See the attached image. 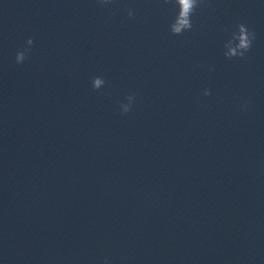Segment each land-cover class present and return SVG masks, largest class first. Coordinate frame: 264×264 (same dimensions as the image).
Listing matches in <instances>:
<instances>
[{"label":"water","instance_id":"water-1","mask_svg":"<svg viewBox=\"0 0 264 264\" xmlns=\"http://www.w3.org/2000/svg\"><path fill=\"white\" fill-rule=\"evenodd\" d=\"M180 12L0 0V264H264V0Z\"/></svg>","mask_w":264,"mask_h":264},{"label":"clouds","instance_id":"clouds-1","mask_svg":"<svg viewBox=\"0 0 264 264\" xmlns=\"http://www.w3.org/2000/svg\"><path fill=\"white\" fill-rule=\"evenodd\" d=\"M197 0H178L181 8L180 15L177 21L172 25L173 34H180L182 30H188L191 27L190 16L193 9L196 7ZM233 39L237 42L235 47H229L226 53L229 57L243 56L252 46V35L249 31L241 25L238 29V35H234ZM17 63H22L24 60V53H19L16 57ZM94 88H99L103 85V81L99 78L92 82ZM128 107L124 106L123 111L128 112Z\"/></svg>","mask_w":264,"mask_h":264}]
</instances>
